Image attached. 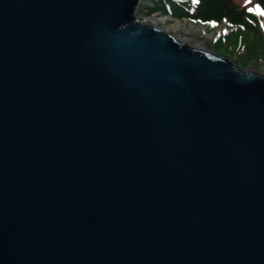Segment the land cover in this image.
<instances>
[{
	"label": "water",
	"instance_id": "95a60500",
	"mask_svg": "<svg viewBox=\"0 0 264 264\" xmlns=\"http://www.w3.org/2000/svg\"><path fill=\"white\" fill-rule=\"evenodd\" d=\"M140 0H0V264H264V73Z\"/></svg>",
	"mask_w": 264,
	"mask_h": 264
},
{
	"label": "trees",
	"instance_id": "16d2710c",
	"mask_svg": "<svg viewBox=\"0 0 264 264\" xmlns=\"http://www.w3.org/2000/svg\"><path fill=\"white\" fill-rule=\"evenodd\" d=\"M253 4L264 12V0H140V6L149 13L161 9L195 22L224 21L229 28L214 41V49L222 54L232 53L240 64L264 56V20L252 9Z\"/></svg>",
	"mask_w": 264,
	"mask_h": 264
},
{
	"label": "rangeland",
	"instance_id": "374dc122",
	"mask_svg": "<svg viewBox=\"0 0 264 264\" xmlns=\"http://www.w3.org/2000/svg\"><path fill=\"white\" fill-rule=\"evenodd\" d=\"M252 9L255 12L262 14L264 20V12L260 10L256 4H253ZM146 10V7L139 6V8L136 10V15L139 16V18L145 19H151L156 15L164 16L168 19V21L159 22V25L162 27H168L172 31H174L175 29L174 27H171L170 24L174 21L178 22L182 30L188 31V37L190 38L189 40L191 43L194 44L195 42H199L202 46L214 51V48H216V44H214V41L219 36H222L223 32L229 28L228 24H226L224 21L218 23H202L189 20L186 17L172 16L171 14L162 12L161 9L156 10L153 13L146 12ZM247 36H250V34H247ZM225 55L230 57L233 61H235L238 65L243 68H251L264 73V56L260 59H250L245 64H240L239 58L234 56L232 53H226Z\"/></svg>",
	"mask_w": 264,
	"mask_h": 264
},
{
	"label": "bare ground",
	"instance_id": "6f19581e",
	"mask_svg": "<svg viewBox=\"0 0 264 264\" xmlns=\"http://www.w3.org/2000/svg\"><path fill=\"white\" fill-rule=\"evenodd\" d=\"M147 20L150 21L151 23H154V24L158 25V26H160V25H159V22L168 21V19H167L166 17H164V16H159V15H156V16H154V17L151 18V19L148 18ZM170 26H171V27H174L175 30L172 31V30H170V28H168V27H164V26H163V28L169 30V31H170L173 35H175L176 37L181 38V39H183V40H185V41L191 43L190 40H189L190 38L188 37V36H189V35H188V31H186V30H182V29L180 28L178 22H175V21H174L173 23L170 24ZM160 27H162V26H160ZM191 44H193V43H191ZM194 44H195V45H200V46H202L199 42H195Z\"/></svg>",
	"mask_w": 264,
	"mask_h": 264
},
{
	"label": "snow or ice",
	"instance_id": "6c2138e0",
	"mask_svg": "<svg viewBox=\"0 0 264 264\" xmlns=\"http://www.w3.org/2000/svg\"><path fill=\"white\" fill-rule=\"evenodd\" d=\"M252 9H249V11H251Z\"/></svg>",
	"mask_w": 264,
	"mask_h": 264
}]
</instances>
